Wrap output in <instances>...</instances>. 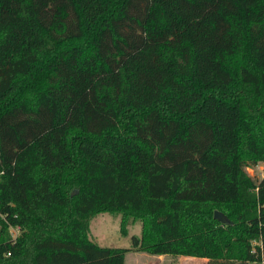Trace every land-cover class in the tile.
Segmentation results:
<instances>
[{
  "label": "trees",
  "instance_id": "trees-1",
  "mask_svg": "<svg viewBox=\"0 0 264 264\" xmlns=\"http://www.w3.org/2000/svg\"><path fill=\"white\" fill-rule=\"evenodd\" d=\"M261 161L264 0H0V264H262Z\"/></svg>",
  "mask_w": 264,
  "mask_h": 264
},
{
  "label": "rangeland",
  "instance_id": "rangeland-1",
  "mask_svg": "<svg viewBox=\"0 0 264 264\" xmlns=\"http://www.w3.org/2000/svg\"><path fill=\"white\" fill-rule=\"evenodd\" d=\"M248 174L256 180H260L264 176V162H259L257 165H251L246 168ZM127 233L122 232L121 214L111 212H101L97 214L90 224V236L99 244L110 247H132L133 236L140 235L142 225L140 221L131 223ZM138 251L131 250L126 254V264H145L140 258L143 256L137 254ZM147 256L151 255L142 252ZM260 264V263H249ZM264 264V262L262 263Z\"/></svg>",
  "mask_w": 264,
  "mask_h": 264
},
{
  "label": "crops",
  "instance_id": "crops-1",
  "mask_svg": "<svg viewBox=\"0 0 264 264\" xmlns=\"http://www.w3.org/2000/svg\"><path fill=\"white\" fill-rule=\"evenodd\" d=\"M137 254L143 256L140 259L145 264H208V258L196 257V256H173V255H149L143 254L142 251H138ZM141 264V262H137Z\"/></svg>",
  "mask_w": 264,
  "mask_h": 264
},
{
  "label": "water",
  "instance_id": "water-1",
  "mask_svg": "<svg viewBox=\"0 0 264 264\" xmlns=\"http://www.w3.org/2000/svg\"><path fill=\"white\" fill-rule=\"evenodd\" d=\"M214 217L222 223H225V224L230 223V219L220 210H215ZM236 264H248V263L240 261V262H237Z\"/></svg>",
  "mask_w": 264,
  "mask_h": 264
},
{
  "label": "built area",
  "instance_id": "built-area-1",
  "mask_svg": "<svg viewBox=\"0 0 264 264\" xmlns=\"http://www.w3.org/2000/svg\"><path fill=\"white\" fill-rule=\"evenodd\" d=\"M0 218L6 220V217L1 212H0ZM9 230H10L11 237L13 238V241H14L20 232V227L11 225L9 227ZM7 254L9 255L10 252H8Z\"/></svg>",
  "mask_w": 264,
  "mask_h": 264
}]
</instances>
